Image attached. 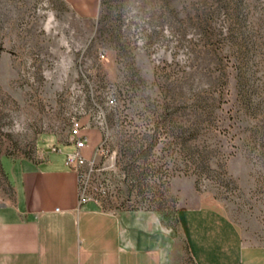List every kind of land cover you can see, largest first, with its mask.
<instances>
[{
	"label": "rangeland",
	"instance_id": "rangeland-1",
	"mask_svg": "<svg viewBox=\"0 0 264 264\" xmlns=\"http://www.w3.org/2000/svg\"><path fill=\"white\" fill-rule=\"evenodd\" d=\"M73 118L87 157L103 141V204L158 212L165 264H195L182 205L214 206L264 246V0H99L91 16L0 0V197L11 159L37 156L43 133L66 140Z\"/></svg>",
	"mask_w": 264,
	"mask_h": 264
},
{
	"label": "crops",
	"instance_id": "crops-1",
	"mask_svg": "<svg viewBox=\"0 0 264 264\" xmlns=\"http://www.w3.org/2000/svg\"><path fill=\"white\" fill-rule=\"evenodd\" d=\"M91 16L99 0H69ZM89 130L84 128V131ZM14 161L11 199L0 197V264H165L169 234L156 210L110 209L79 202L78 180L64 156L48 154L67 141L54 133L50 148ZM90 139L83 148L89 151ZM70 151V150H69ZM177 227L195 264H264V246L245 242L220 209L182 205Z\"/></svg>",
	"mask_w": 264,
	"mask_h": 264
},
{
	"label": "built area",
	"instance_id": "built-area-1",
	"mask_svg": "<svg viewBox=\"0 0 264 264\" xmlns=\"http://www.w3.org/2000/svg\"><path fill=\"white\" fill-rule=\"evenodd\" d=\"M99 55L103 57L104 53L100 52ZM113 100L114 97L110 96L109 102H113ZM69 135L71 142L74 143V148L65 153L64 162L77 173L79 202L94 201L101 206H105L103 199L107 195V188L102 179L94 174L97 169L95 168L96 159L101 154L103 141L95 146L92 155L87 157L83 152V148L89 142V137L84 131L80 119H72Z\"/></svg>",
	"mask_w": 264,
	"mask_h": 264
}]
</instances>
